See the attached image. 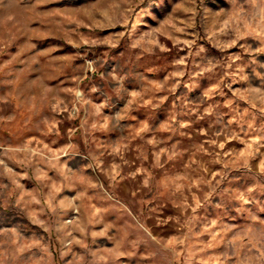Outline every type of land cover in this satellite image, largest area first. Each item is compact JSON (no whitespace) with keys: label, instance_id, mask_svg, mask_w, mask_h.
I'll return each mask as SVG.
<instances>
[{"label":"rangeland","instance_id":"obj_1","mask_svg":"<svg viewBox=\"0 0 264 264\" xmlns=\"http://www.w3.org/2000/svg\"><path fill=\"white\" fill-rule=\"evenodd\" d=\"M0 264H264V0H0Z\"/></svg>","mask_w":264,"mask_h":264}]
</instances>
